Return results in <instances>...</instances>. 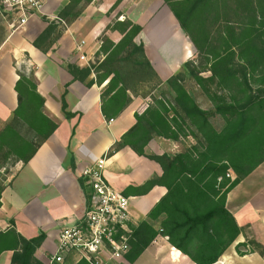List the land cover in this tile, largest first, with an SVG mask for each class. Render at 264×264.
<instances>
[{
    "label": "trees",
    "instance_id": "1",
    "mask_svg": "<svg viewBox=\"0 0 264 264\" xmlns=\"http://www.w3.org/2000/svg\"><path fill=\"white\" fill-rule=\"evenodd\" d=\"M96 0H69L58 22L48 27L34 44L47 52L67 26L72 25ZM122 2L118 0L111 11ZM197 50V60H188L166 82L150 63L144 43L135 40L142 26L129 18L118 17L102 33L95 64L80 67L66 64L75 80L101 86L102 111L107 119L117 117L138 95L140 87L157 90L160 98L142 112L136 123L117 141L110 155L129 146L163 169L161 177H152L137 188L147 193L155 185L167 188L166 195L140 225H131V254L136 259L159 233L187 255L194 264H216L238 240L244 228L227 207L228 194L264 162V0H164ZM118 31L115 43L107 31ZM210 75L205 76V73ZM16 84L19 106L11 122L0 131V155L5 161L28 164L44 142L56 131L58 123L44 113L45 99L38 92L34 71H19ZM194 79L212 108L205 109L185 86ZM150 95L148 93L144 97ZM62 109L68 111L63 96ZM28 128V134L22 133ZM192 136L196 143L176 154H149L146 147L154 138L179 141ZM72 155V164H73ZM5 168V166H3ZM230 171L234 178L228 176ZM80 184L87 196L84 179ZM4 184L0 180V207ZM86 209V210H87ZM45 234L32 239L11 228L0 233V254L14 250L12 264H43L34 257ZM252 245L264 255L256 241ZM250 251H254L250 249ZM179 253V252H178ZM82 264H90L82 263Z\"/></svg>",
    "mask_w": 264,
    "mask_h": 264
},
{
    "label": "crops",
    "instance_id": "2",
    "mask_svg": "<svg viewBox=\"0 0 264 264\" xmlns=\"http://www.w3.org/2000/svg\"><path fill=\"white\" fill-rule=\"evenodd\" d=\"M117 1L96 0L90 4L78 20L64 29L47 52L34 44L49 24L42 16L58 22L60 12L69 0H44L42 12L34 14L25 26L18 28L11 26L12 17L4 15L0 9V131L11 122L19 106L16 91L19 71H34L38 92L45 99L44 113L58 123L56 131L28 164L21 161L15 164L16 170L4 183L1 197L0 233L14 228L26 239L45 234L34 254L43 264L87 262L76 251L66 253L63 262L53 261L52 257L57 253L61 230L79 223L87 209L80 172L98 158L107 155L105 178L129 197L133 225L147 220L150 211L167 193V188L162 185H155L147 193L137 189L152 177L163 175L159 163L139 155L129 146L110 155L114 144L136 123V113L146 109L145 98L131 94L129 106L117 117L107 119L102 111V92L109 79L101 86L97 83L88 85L89 80L96 78L94 73L88 81L82 82L75 80L66 68L68 63L87 67L100 59L97 52L101 35L118 17L121 20L129 18L142 26L135 41L144 43L146 55L163 81L176 74L190 58L192 47L186 33L164 0H122L111 11ZM144 2H148L147 8L146 5L141 7ZM159 20L165 21L166 25L160 32L157 31L161 25L158 26ZM107 35L115 43L122 38L118 31L109 30ZM83 42L80 50L78 47ZM81 55L86 59L81 60ZM63 96L68 111L75 114L71 119L64 115ZM172 145L176 144L170 139L154 138L146 152L158 155L174 152L169 148ZM227 207L245 230L236 245L250 238L264 248V162L228 194ZM14 253V250L3 251L0 264H12ZM240 263L264 264V255L258 251L240 255L232 247L216 264ZM107 264L194 262L174 247L167 236L159 233L138 258L126 256L122 262L110 260Z\"/></svg>",
    "mask_w": 264,
    "mask_h": 264
},
{
    "label": "built area",
    "instance_id": "3",
    "mask_svg": "<svg viewBox=\"0 0 264 264\" xmlns=\"http://www.w3.org/2000/svg\"><path fill=\"white\" fill-rule=\"evenodd\" d=\"M43 6L44 0H0L1 11L12 17L11 26L16 28L25 26ZM108 160L104 155L81 170L90 204L79 223L61 230L53 261L63 262L66 253L76 251L90 264H107L110 260L122 262L129 253L133 225L130 199L105 178ZM228 176L234 178L231 171Z\"/></svg>",
    "mask_w": 264,
    "mask_h": 264
},
{
    "label": "rangeland",
    "instance_id": "4",
    "mask_svg": "<svg viewBox=\"0 0 264 264\" xmlns=\"http://www.w3.org/2000/svg\"><path fill=\"white\" fill-rule=\"evenodd\" d=\"M143 5H146L145 8H147L148 6V2H144L141 7ZM162 20H159V23H158V26L157 27V31L160 32V30L163 28L164 30V26L166 28V25H165V21H162ZM150 31V30H149ZM182 31H184L182 29ZM185 32V31H184ZM163 35V33L161 34ZM187 36V34H186ZM187 39H188V42H189V45L191 48V53H190V58H188V60H197L198 58L197 57V50L194 46V44L192 43L191 40H189L190 38L187 36ZM183 50V48H182ZM193 51V52H192ZM187 60V61H188ZM186 61V62H187ZM97 62V60L91 64H95ZM184 65V64H183ZM182 70V68L180 69ZM179 70V71H180ZM205 76H208L210 75L209 72L208 73H205L204 74ZM166 82V81H164ZM185 86L187 87V89L189 90V92L196 98V100L200 103V105L205 108V109H210L212 108V104L211 102L207 99V97L203 94L201 88L198 87V85L196 84V82L194 81L193 78L191 77H187L186 78V82H185ZM163 91H168L167 90V86L166 85H162L160 88H158L157 90H153V89H150V88H147V87H140L139 90H138V95H135L137 97H140V98H145V100L147 101V106L145 108H147L149 106V104L153 103L154 101V97H157V98H160V95ZM148 93H150V95L144 97L145 95H147ZM134 95V94H133ZM27 129L28 128H24V130L22 131L23 134L27 135L28 132H27ZM173 143H175L176 145L175 146H171L169 147L170 149L172 148L174 150V152H165V153H168V154H176V153H179V152H182L184 151L188 146L190 145H193L196 143V140L192 137V136H187V137H182L179 141H174V140H171ZM169 150V149H168ZM164 154V153H163ZM5 166V168L3 167ZM16 170V166L15 164L13 163V160H8V161H5L2 156L0 155V180L1 182L4 184L6 183L14 174ZM245 230H243L244 232ZM246 241H256L254 239H250V238H247ZM237 242V241H236ZM236 242L229 248L232 250V247H235L236 250H237V253L238 252V249H237V244L236 245ZM257 242V241H256ZM243 243V242H242ZM258 243V242H257ZM260 244V243H259ZM261 245V244H260ZM250 249H253L254 251H258V247L256 246H253L252 245H249V246H245V247H241L240 250L244 251L246 253L250 252ZM259 252V251H258ZM243 254V255H244ZM242 255V254H240ZM241 264V263H240Z\"/></svg>",
    "mask_w": 264,
    "mask_h": 264
}]
</instances>
